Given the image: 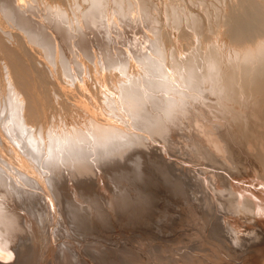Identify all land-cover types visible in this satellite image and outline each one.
Returning a JSON list of instances; mask_svg holds the SVG:
<instances>
[{"label":"rangeland","instance_id":"obj_1","mask_svg":"<svg viewBox=\"0 0 264 264\" xmlns=\"http://www.w3.org/2000/svg\"><path fill=\"white\" fill-rule=\"evenodd\" d=\"M81 1L82 0H80L79 5H78L79 8H77L76 11L73 10L76 13L71 12V14H70V11H72V10H70L68 12L69 14L67 13V15H66V13L64 15L62 13L58 14L57 13L58 12L57 6L55 4H52V3H51L52 6L53 5L56 6V7L53 6L54 9L56 8L55 9L56 11L54 10V12H53V9L51 10V7H50V9H47V10H50V15L47 14V13H49V11H45L46 6H47L46 5L47 3H45V2H43V4L46 6L43 5L41 10H38L40 12V13H38L39 17L41 15V17H40L41 21L44 18L43 16L46 17L45 19H43L42 24L44 23L43 24L44 27L47 25L46 29L49 33L51 43H53L54 46L57 45L56 47H54L55 52H56V50H57L56 48H58L59 44H60V46L58 49H59L60 53L61 52L63 53L66 50L68 51V52L67 51L65 52L68 56L67 59L65 58L66 56L63 57L64 53H63V56H61L62 53L60 55L58 50L56 53H57V55L61 56V57L59 56V58H61L62 60L66 59V61H64V62H66V64L68 66H66V64L63 62H62V64H65L67 70H68V67L71 68L72 71L71 70L67 71L69 74V75L67 74V77H68V79H69V76L71 78H73V80L70 78L71 81H70V79L68 80L69 84H70V82L72 84L73 83L72 81H74L75 84L73 83V85H71V84L69 85L68 81L66 83L65 80H67V78L64 77L62 79L61 69L58 66H56L57 64L54 65V63H53V65H52V63H51V65H50L47 60L45 61L44 59H46V58L45 57L43 58V56H44L43 51L44 50H41L40 49L41 47H39L40 51H38L39 49L36 48V46H32L31 49H33L38 56H41L40 57L41 59L38 58V56L35 54L36 55V57L34 59L35 63H33V60H31L32 61L31 63L34 65L29 64L30 61L28 63L25 61L27 64L24 62V66H22L23 70L25 71L23 74L26 76V78H28L30 76V74H31V77L34 74L32 79H34L35 81L32 80L31 77H29L27 80H29L30 83L27 84L28 83L27 80L25 79L26 80L25 81L23 79V77H25V76H22V78H20V77L18 78L17 76H15L11 72V69H10L11 66L9 63L10 60H9V58H7V56L4 55L6 53H4V51L2 52V49H0V83L2 82L0 85V111H1L0 112V128H1L0 129V152H1L0 157L2 156L0 160L1 161L5 160V162L0 161V167H2L1 170L3 169V171H4V172L1 171L2 172V174H1L2 178L8 177L6 179V181H4V178L2 179L1 175H0V184H1L0 185L1 186L0 191L2 192V193L0 192V201L7 203V205L10 204L12 207H14L13 209L16 210L19 207L17 203H19L20 197L24 193H25L24 195H26V196L32 195V197H30V198H33V201L37 200L36 197H34V195H35L34 193L36 191H38L40 193L42 192V194H43L42 195L43 201L40 202V205L35 207V204L34 205L29 204L27 206L29 209H35L34 214H36V215L33 214L31 216L30 222L26 226V229L24 228V230L21 232L23 234V237H25V236L27 237L26 244L24 245V247H22V253L20 252L21 255L20 256L16 255V258L14 256L13 257L14 259L11 258L14 261H10L11 259L5 258L6 261L5 260L1 261L0 264H15L16 262H17L16 264H264V261L262 262V260L264 259V145L256 146L254 144L252 146V145H250V143L247 145L248 138L250 141L253 140V138L250 136L251 135L253 136L251 130L252 129L254 130L255 128L257 130H258V128H261L260 131L259 130L257 131L259 133L258 137H259L260 133H262V136L260 135L261 137H259V139H262V140H259V141H261V142L264 141V134H263L264 132L262 131V130H264V126H262V125H264V116H263L264 115V104L261 105L263 108L261 106L254 105L250 110L240 109L239 110L240 114L238 116H235V114H232L233 110H232L231 106H233V108H236V107H238V104L235 103L234 100L230 97L226 98V96H220L221 94H219V92L216 90V88L213 87L214 85H212V83L209 82V83H207V85H205L206 81L204 82L205 79L203 78L204 77L203 75L201 76L202 79H201V77L197 78L199 75L195 77L196 78L195 80L193 77H190V78H193V81H191L190 85H187V87L185 84H183L182 81L180 82V79L178 80V77H177L178 75L176 74L177 71L179 72V70H176L178 68H176V69L174 68L176 71H174L173 73L171 72L172 69L171 70L169 69V67H170L169 65H171V63L173 62V56H171V54H169V51H168V53L166 52V55L164 57V60L166 59L165 60L166 62L164 64L166 67L165 72L167 71V73H165V75H167V76L169 75V77H172V76H170L171 73H172L171 75L176 74L175 77H177V79L174 77L175 81L178 80L180 83L177 82L178 85H176L177 86L176 89L174 91L172 90L173 92L170 91V93H173L174 95H172V94L170 95L169 92H168V94H169L168 95L164 91L163 92L159 91L162 95L161 98L164 96H165L164 98H170L169 103H172L171 102L172 100H174V101H176V99L178 100V102L173 101L172 104L174 106L171 104V106H173L174 108H176V109H177V107L179 108L177 110L178 112L171 111V110H173L172 109L173 107H171V109H167L168 111L165 109V111L168 112V113L166 112L167 115H169L173 112L172 113L173 116L170 115L167 118L166 116H164L166 113L161 114V113H163V112H161L162 110L156 111L159 113L155 112L156 115L158 114V117L163 115V117L159 118L162 120L163 123L167 122V124H168V122H170V124H168V125L166 123L164 124V125H166L165 126L166 128H164V131H166L165 135H163V136L162 135H158V136L155 135L154 136L151 134V130L149 128L141 127V126L139 127V125L137 126V124L134 125V122L132 121V119L130 118V120H129V118H128L130 116H128L129 114L126 110V107H124L125 105L122 102V100L120 101L119 104L117 102H116V104H114L117 106L114 109L119 108V109H121V111L119 109L118 110L120 112H122V110H123L122 108L124 107V109L126 110L127 113L126 112L125 113L122 112V113L125 114V117H127V120L125 117H124L125 119L123 118L124 114L120 113L119 111H115L113 109V107L112 108L108 107V108L114 110L116 113L119 114V115L117 114L118 116L116 115L117 117H119V118L122 117L123 120H126L123 123H122V121H119V120L117 121L116 120L117 118H113V117H116L114 115L115 112L107 108V106H109L108 104L106 105V103L109 102V98H112L113 96L114 97L116 96L115 101L120 100V95H119L120 93L119 92H121V91H119V89H117V90L114 89V88H116L114 86H117L121 90V86H122L121 84H123L124 81L127 79L125 77L126 75H127V77H130V76L134 77L135 75L136 76L140 75L141 77H143V78H141V77L135 76V78H131V79L128 78L127 79L128 81H130V80L132 81V79H134L135 83L137 82V80H138V82H141V79H145V78L148 79V77H150L149 75H146L148 77L144 76L146 71L148 74H150V73L148 72V69L146 68L148 62L144 61V59L141 58L139 56V54L137 55V53L139 52V48L142 46L140 48L141 51L143 50L144 53L146 52V54L149 55V57H152V56H150L151 53H155L157 55L158 46L156 44L157 43L156 40H157V38H159V36H161L160 34H162L163 32L165 33L167 31V34H165V36H167V38L169 36L170 37L167 41V47H166V44H165V47L168 50H171L172 48L175 49L176 43L174 44V43L170 42L169 40L172 37L171 40L173 39L172 41L174 42V39L178 38V31H177V29L176 30L174 29L175 27H173V25L170 22H168V19H166V17H165L164 8H163V6H164L163 3H165V0H147L148 5L146 4L143 7H141L140 4H138L140 2L139 0H129L131 3L130 5H128L130 7V9H128L129 7L125 4H124V7H121V5H119L121 7V8H119V6L115 2V0H105V5H103V9H100L102 11H104V9H105V12H102L99 14L98 20L100 19L99 22H101V24H100V28H98V30L96 29L99 32V33L97 32L98 33L97 34L96 30L94 28H93V30H92V27H90L88 29L87 28L88 25L83 22V14H84L87 6H86V3H84L83 1L81 2ZM171 1L176 6L179 5L182 8H184L186 10L185 12H187V13L190 12L187 10L193 9L195 11L197 10L198 14H202V11H201V13H199L201 6H202L200 0H197L198 2L195 0L194 6L189 5V0H174V1L171 0ZM46 2H48V1L46 0ZM81 3H83V4H81ZM128 3H126V4H128ZM48 5L51 6L49 3H48ZM158 5H159V7H158ZM148 6H150V7L147 8ZM43 7L45 8V10H43L44 9ZM126 7H127V10L125 9ZM145 7L147 8V10ZM80 8H81V10H80ZM142 8L145 9L146 11L143 10ZM151 8L153 11L151 10ZM82 9H83V11H82ZM120 9H121V11H120ZM124 9L126 10V12ZM86 10H88V9H86ZM107 10H108V12H106ZM118 10L120 11V13ZM122 10H124V11H122ZM44 11H45V13H43ZM127 11H129V13L131 12L129 14L130 16L128 15ZM41 12L43 13V16H42ZM55 12L57 15H55ZM80 12L81 13L83 12V13H82V15L79 16V14H81ZM121 12H122V16H121ZM51 13L54 14V16H53L55 18L54 21L52 20L53 18H52ZM104 13H105V15H104ZM222 13H223V15H222ZM225 13H227V14H225ZM76 14L78 15V17L76 16ZM123 14H125L124 16L127 15L126 17H129V20H126L127 18L125 19ZM159 14H160V16H159ZM62 15H63L62 18H65V19H63V20H65V23H63L64 26L67 23L69 24V26L67 27V25H66L63 28V26H62L63 24H58V25L59 26L61 25L60 27L63 28L64 31H66V32H63V31L60 32L62 29L59 26L58 27L54 26V24L55 25L57 24L56 19L58 20V23L63 22V20L61 18H59V16L61 17ZM70 15H72V16L70 17ZM106 15H107V17H106ZM146 15H148V16H146ZM221 15H222L221 21H219V23H214L216 25V27H217V25H219L217 28H219L220 26H223L220 29L212 28V27H214V25L210 21L209 22L212 26H210V24L207 20H205L203 22L202 28L203 27L204 28L202 29V34H204V35L202 37L204 38L206 36L205 40L208 39V40H206L207 42H210L213 40L215 41V39L218 38V37H216L218 35V33L215 34V31H217V30H218L217 32H219V30H220L219 34L221 36V37H219V40L216 39L219 41L218 43H220L222 41L221 43L224 44L223 40H224V42H228L230 40V37H229L230 32L228 31L230 29V27H226L228 24L226 26H225V24H223V19L225 22V20H226L225 17H226V15L228 16V12H226V10L225 11L222 10L220 16ZM57 16L60 20L57 18ZM64 16H66V17H64ZM101 16H105V17H103L104 19L103 18L101 19L100 18ZM47 17H51L50 18L51 20ZM66 18H67V20H66ZM46 19L47 20L49 19L48 21L49 22L51 21V22L49 23ZM80 19H82V20H80ZM78 20H80L78 22L80 25L77 23ZM46 21H47V24H46ZM159 21H160V23H158ZM221 23L223 25H221ZM52 24H53V27H52ZM70 24H71V27H70ZM76 24H78L80 27ZM84 24L87 26H84ZM102 25H103V27H102ZM170 25H172L173 28L170 27ZM11 26L9 28L12 30V35L15 34V36H14V38H12L13 36L10 37V39L12 38L13 41L11 39L10 42L9 41L7 42V45L10 46L8 49L9 50H10V48L11 49L13 48V50L17 49L16 52H20L21 50H19V48H18L21 46L20 39H22V37H20V36L23 35V39H24V36H26V35L24 34V32L21 34L22 31L20 29H17L14 25H11ZM72 26H75V28ZM208 26H209V28H208ZM54 27H55V29H58V30L60 29V30L57 31L54 29ZM157 27L163 28L161 33H160L161 29H158ZM224 27L229 28V29H225ZM72 28H73V30H72ZM165 28L167 30L163 31ZM68 29H69V31H68ZM81 29L84 31V34L89 36L88 38H86V42H85L86 45L85 46H83L82 43H80L81 42L80 39L77 40L78 38H80ZM169 29H170V31H169ZM213 29H214V31H213ZM222 29H224V30H222ZM100 30H101V32H100ZM207 30H209V31L211 30V32H209V31L207 32ZM157 31H159L158 32L159 34L157 33ZM85 32H87V33H85ZM93 32H95L94 37H93V35H94ZM209 33H212V35L210 34L212 38L210 37ZM226 33H227V36H226ZM96 34H97V36H96ZM172 34H174V35H172ZM228 34H229V36H228ZM68 35H71V36H68ZM86 35H84V36L87 37ZM214 35H216V36H214ZM208 36H209V38H207ZM18 37H19V39H18ZM70 37H73V38H70ZM52 38L54 40H56V41H54L56 43L52 42L53 41ZM65 38H68V40L70 38L71 39V40H69L70 42H66L68 40ZM105 38H106V40H105ZM221 38H222V40H221ZM89 39H91V40H89ZM176 39H175V42H176ZM209 39H212V40H209ZM16 41H18L19 44H16ZM96 41L102 42L103 46H101L102 44H98L99 42L97 43ZM57 42H60V43L58 44ZM62 42L64 44L66 42L67 43L66 46H64ZM105 43H106L107 47L106 46L104 47ZM89 45L92 47H89ZM138 45H139V47L135 48ZM151 45H152V47H151ZM168 45H170L171 48ZM143 46H144V48H143ZM225 46H228V45H225ZM83 47L86 48V49H84L85 50L84 53H83V50L80 49ZM103 47L106 51H108L109 54H111V56L108 53H105L104 55H106V57L105 56L103 57L102 54H103L104 49H102L103 51H101V48H103ZM180 47L183 48L182 45ZM14 48H16V49H14ZM69 48L71 49L70 52H69V50H70ZM108 48H110V49L108 50ZM115 48L117 49V51H114ZM148 48H149V50H148ZM154 48H155V50H154ZM36 49H38V50H36ZM136 49H137V51H136ZM151 49H152V52H151ZM86 50L87 51L89 50V56L91 58L92 57L94 58L95 54H96V57L97 56L99 58L102 57L101 60L97 57V58H94V59H96V61L93 60V58H92L91 62H90V60H89L90 58H88L86 56H85L86 57V59H85V57H83V55H86L85 54ZM91 50H92V52H91ZM147 50L151 53L149 54V52ZM93 51L95 52V54ZM99 51H101L102 54ZM135 51L137 53H135ZM154 51H156V52H154ZM13 52H15V51H13ZM116 52H117V54H115ZM70 53L72 55H70ZM77 53L79 55L80 54L81 55L76 56ZM92 53H93V55H92ZM30 54L34 55V52L31 51ZM112 54H113V56H112ZM155 54L154 55L152 54V55L155 56ZM114 55H115V57H114ZM116 55H120V56L116 58ZM166 56L169 60L166 58ZM68 58H69V60L71 59L69 63L67 62ZM76 58H77V60L79 59L78 62H81L80 66L82 65L81 67H79V63H78L79 69L77 68V65H76L77 61L74 65H73V63L75 61L71 63V61H73L72 59L76 60ZM82 58H84V59H82ZM103 58H106V60L104 59L105 61H107L108 59L111 60L110 64H109V61L106 62L107 63L106 64L105 61L103 60ZM121 58L123 59V61L125 60V62H122ZM136 58H139V61H141V62L143 60V64L138 62ZM6 59H8V60L6 61ZM126 59H127V61H126ZM2 60L6 61V62H3ZM81 60L82 61L84 60L85 62L87 60L86 63L89 65H87L84 61L82 62ZM170 60H171V62H169ZM167 61H168V64H167ZM45 62H47L49 66L46 65ZM111 62L115 64V66H116L115 69L117 68V70H118L117 74L120 71L119 69H122L123 67H125V70L124 69H122V70L126 71V73L129 72L128 70H130V72H131L130 76H128L129 73L126 74L124 72L123 73L120 72L122 74L118 75V77H117V76H115L116 70L114 72L112 71L113 77H116L114 79H116L117 81L119 80L118 82L117 81L115 82L114 79L109 80V78H108V80L111 81L114 86L111 84L109 85V81L107 80L108 76H110V78H113V77H111L112 76L111 70L114 69L113 68L114 64H111ZM84 63H85V65H84ZM139 63L142 67H140ZM4 64H7V65H4ZM25 64L27 65L28 68L25 67ZM102 64H105V65L102 66ZM125 64L130 66L131 68L130 67L126 68ZM31 65L33 67H36V69L38 68V70L40 69V71H43V72H44V70L45 71L48 70V72L50 71L49 73L44 72V73H46L45 74L46 76H44V77H46L50 80V81H48V79H47V82L49 84L48 83L45 84L46 83L45 80H44L45 83L43 82V80L38 76V75L43 76V74H40V71L38 73V71H36L35 68H33V67L31 68ZM71 65L75 68L73 69V67ZM106 65H109L108 66L109 68H107ZM111 65H112V69H111ZM120 65H122V67ZM3 66H6V67L4 68ZM29 66H30V68H29ZM46 66L50 67L52 69H50V68L48 69ZM83 66L85 67V69L80 70V68H83ZM87 66L88 67L90 66L91 69L89 68V70H88ZM119 66H120V68H119ZM167 66H169V67H167ZM54 67L58 68L60 72H58V70L55 69ZM172 67H174V65ZM172 67H170V68H172ZM24 68H26V69H24ZM97 68H98V70H97ZM141 68H143V71H142L143 73L140 71ZM167 68L170 70L171 73L168 72L169 70H167ZM8 69H10V70H8ZM29 69H30V72H29V76H28L26 74L28 73ZM126 69H128V70H126ZM1 70H5V72H3ZM26 70H27V72H26ZM32 70L34 71V73L31 72ZM51 70H52V72H51ZM8 71L10 73H8ZM20 71H21V69H20ZM54 71H56L58 73H55ZM69 71H71L72 74ZM102 72H104L105 74ZM4 73L6 74V76L8 78L6 76H4ZM99 73L100 74L102 73L103 75L102 74L96 75ZM133 73H134V75H132ZM137 73H139V75H137ZM140 73H142V75ZM21 74H20V76H21ZM35 74H37V76L39 78ZM52 74L53 75L57 74L58 77H56L54 75V77L56 78L57 81L54 80L55 78L52 77ZM106 74H108V76ZM178 74H180V72ZM93 75L98 80L97 81L98 83L95 82L96 80L93 77ZM104 75H106L107 77L106 76L104 77ZM122 75H124V78H126V79L122 80V82L119 83L120 80L123 79ZM35 76L37 77V80L35 79L36 78ZM63 76H66V75H63ZM119 76L121 79L119 78ZM182 76L183 75L180 76L181 79L183 78ZM5 77H6V79H5ZM46 78H43V79H46ZM39 79H41V80H39ZM135 79H137V80H135ZM197 79L203 80V81L199 80V82H198V83H200V81H201V84H203L202 86H199L201 84L194 82V81H198ZM4 80H6L5 86H4L5 82L3 83ZM21 80L25 81V82H23L24 85L22 84ZM58 80L59 81L61 80V81L59 82ZM102 80H103V84H102V82H100ZM104 80H107V82H104ZM8 81H11V82L7 83ZM19 81H20V83H18ZM63 81H65V82H63ZM61 82H63L64 84H62ZM125 82H127V81H125ZM142 82H144V81L142 80ZM192 82H194V85H195V83L198 84L197 87L194 85L192 86V84H193ZM25 83H26V85H25ZM105 83L108 85H106ZM118 83L121 85L120 87H119ZM2 84H3V87H2ZM66 84H68V85H66ZM95 84H99V85H95ZM7 85H9L8 86L9 88H7ZM11 85L13 86V88H14V85H15V87L20 86L18 88H21V89L14 88L16 93H17V90H20V91L22 90L21 91L22 93L20 95L18 93L17 94L20 97H22L23 101H26L27 104L24 102L25 106H28V109L26 107V109H25L26 111H24V112H27V114L24 113V114H26L25 115L26 117H24V118H26L25 120H27L29 118V117L27 118L28 113L30 112V111L29 112L27 111V110H29V105H28V102H30L29 100H31L32 97H33L32 99H34V100L37 97L39 98L40 97L39 92H42L43 91L42 89L45 86H50L52 88L51 93H52V90L53 91L55 90V93H57L55 95H57V97H58V98L55 97L54 92H53L52 100H54L55 98H56V100H58L59 98H62L61 96H64L66 94V93L65 94L62 93V91H63V92H67L68 94H70L69 99L73 100L72 101L74 103L73 105H75V106H73L71 101L69 100V103H71L70 104L71 107L73 106L72 107L73 113L75 112L74 118L75 117L76 118H75V120H73L74 118L73 119L71 118V116L73 114H70V116H67L69 114L65 113L64 117H66V118L63 117L64 120H62L60 122V123L64 124V126L66 124L67 125L70 124L69 128H72L71 125L73 126L75 123L77 124V122H79V121L81 122V120H79V121L77 120V119H79L78 114H80V113H76V112L82 113L83 116H81V114H80V118L82 117L81 118L82 121H84L83 119H85L84 123L81 122V124H80V122H79V124L81 126L83 125V127L86 126V124H89V119L87 117L90 118V116H91L90 114L94 111V110L92 111V109H94V108L97 110V111L95 110V112H96L95 116L96 117L94 116V112H93L92 113L93 116H91V118L93 117L92 119L99 118L102 122L104 121L106 124L107 123L109 124V122H110V123H113V125L116 124V121H117V124L118 123L119 124H118V126H116L117 124L114 125L116 127H119L120 123H121L123 125V126L121 125L122 130L124 129V131H125V129L127 127V130L130 131L129 133L134 134L135 137H137V135L141 136V137L138 136L137 139H139V140L137 141V139H136V141H135L136 144L134 146H136V147H134L135 151L132 153V155H131L132 157L127 162H125L126 164L121 162L117 165L115 163H114V165H112V164L108 165V163L111 162V160H112V162L116 161V157H114V156H116V152L113 153V155L110 154V157L112 156V159L110 160V157H109V158L103 160L104 162L107 161L108 163H107V165L104 166L105 168L103 167L99 171H98V169L94 168V165L92 163L93 172H94L92 174L94 176V180H96V181H94L93 179H91V181H90L89 178L84 177V178H87L89 180V183H88L87 179H86L87 183L85 182V180L81 179L83 177L79 178L77 176L80 181L82 180V182L78 181V179L75 177L76 171L73 168L75 166L74 164L77 163V160H68V161H66V163H64L63 162L64 160H63L62 162L64 165H62V162L59 161L58 168H57V164L52 165L51 167H49L50 165H48L47 163H46V165H44L45 163H44L43 158L41 157V159H40V157H38V156L36 158H34L36 156V152L33 150V148L30 145L27 144L26 141H24V139L22 137H20V135L18 133H16V132L13 133V131H11V129H9L10 131L8 130V128L10 127V125H9L10 122H8L9 118L4 119V121H3V115L5 118L6 112L8 110V108H7L8 107L7 104L9 101L8 97L11 96L8 93V89L12 90V89H10ZM22 85H23V88H22ZM28 85H30L31 87L34 85L33 86L34 88L32 87L33 89H31V87ZM43 85H44V87H43ZM63 85H65L67 87L70 86L68 89L69 92L67 91V87L62 88ZM104 85H106V88L109 87L108 90L111 89V92L115 91L114 93L110 92V95H109L110 97L108 96L109 92L106 91ZM181 85H184V86L182 87ZM40 86L43 88H41ZM73 86H74V88H73ZM93 86H95V87H93ZM96 86H97L98 91H96L97 90ZM191 86H192V90L194 91V94L190 88ZM204 86L206 87V89ZM4 87L6 88L5 90H3ZM29 87H30V89H29ZM103 87L105 90L103 89ZM110 87H112V88L114 87V88L112 89ZM184 87H185V89L183 90ZM194 87L197 89L195 90ZM207 87L210 88V89L208 88V91H207ZM70 88L74 91V94H71L73 91ZM177 88H180L182 91H180V89H179L178 91H180V92H178ZM186 88L188 89V91L190 90L189 91L190 93L187 91ZM59 89H61V92ZM91 89H93V92H91L92 91ZM213 89H214V91H213ZM198 90H200L199 92H201V93H199ZM27 91L30 92L31 94L28 93ZM33 91H34L35 95L32 94ZM175 91L178 92V95H179V93L181 94V92H183L182 93L183 96L181 97L182 94L180 96H178L177 92H175ZM191 91H192V93H191ZM211 91H213V92H211ZM215 91H217V93ZM106 92H108L107 95H105ZM159 92L157 91L156 93H159ZM4 93H6V94H4ZM24 93H27V94H24ZM37 93L39 94L38 96H37ZM103 93H104V95H103ZM160 93L156 94V95L160 96ZM164 93H166V95ZM175 93H176V96H178L177 98L175 96ZM202 93H204V94L202 95ZM29 94L32 97H30ZM101 94L103 96V98H102L103 100L100 99V101H99L98 98ZM117 94L119 95V99H117L118 98ZM187 94L190 97L186 98L185 96H187ZM190 94L193 97L196 94H200L203 97L201 98V96L198 97V95H196L195 98H191L192 96ZM7 95H8V97H7ZM33 95L37 96V97H34ZM72 95H75L76 98L74 96H73L74 98H72ZM209 95L211 96V99H210ZM92 96H95V99H93L94 97H92ZM96 96H97V98H96ZM102 96H100V97H102ZM204 96L206 98H204ZM217 96L220 97V100H219V97H217ZM80 98L82 100L86 98L85 100L87 102L85 100H83L81 102V100H79ZM115 98H112V99H115ZM178 98H180L181 100ZM189 98L191 99V102H189L190 101ZM214 98H216L217 100H214ZM221 98L223 99V101ZM5 99H7L8 101H6ZM96 99L99 101V105H98V101ZM186 99H187V102H189V104L186 103V101H185ZM206 99H208V100L210 99L209 102ZM230 99H232V100H230ZM91 100H92V102H91ZM95 100H96V102H95ZM179 100L180 101L183 100V102L185 101L186 104L185 103L183 104V102H180ZM105 101H106V103H105ZM219 101H221V102H219ZM224 101H225V103H224ZM75 102L77 103V106H76ZM83 102H86V103H85V105L83 104V106H82ZM102 102H103V104H102ZM121 102L123 103L122 105H124L123 107L121 106ZM198 102L200 104L203 103V106H204L203 107L201 105L203 108L199 109L200 110L199 116H201V117H199L196 113H193V112H195L194 108L192 111V106H193L192 103L193 104L196 103V105L198 106V105H200ZM205 102L208 104H206ZM80 103H81V105H80ZM93 103L95 104L94 106H93ZM176 103L177 104L179 103L180 105H182L181 106L182 108H183V105H186V106L191 105V106H190V108L187 107L188 109L185 106V111H184V108L182 109L183 110L182 111V110H180L181 109L180 105L177 106ZM210 103L212 104V106ZM228 103L230 106L228 105ZM232 103L235 105V107ZM88 104L90 107H92V109L89 108ZM236 104H237V106H236ZM86 105H87V107H86ZM118 105H120L121 108ZM78 106H79V108H76ZM81 106L83 107V108H81V109H83L82 111L79 110ZM97 106H99V107H97ZM84 107H86L85 110H84ZM169 107H170V105H169ZM102 109H103V111H102ZM107 109L112 111L113 114L107 113V112H110V111H106ZM162 109L164 111V108H162ZM176 109H174V110H176ZM189 109H191V110H189ZM226 109H228V110H226ZM125 110H123V111H125ZM179 110L181 113L179 112ZM186 110L190 111V113H188ZM260 110H261L262 114L258 115L259 114L258 111H260ZM89 111H91V112L88 113ZM169 111H171V112H169ZM84 112L88 113L90 116L88 114L85 115L86 113H84ZM98 112L103 114V115L99 114ZM175 112L179 116H180V114L183 115L184 112L185 113L187 112L188 114L186 113L183 116L179 117L178 115L175 114ZM245 112L247 115H245ZM192 113H193V115H191ZM40 114H41L40 112H39V114L37 113L38 117H37L36 121H34L35 124L32 123L33 119L27 120L28 121L27 123L29 124V122H30L32 124L31 126H33L35 128L34 132L38 131V129L36 128V125L37 126L43 125V127H42L43 131L45 128L46 129L48 128V127H46L48 125L43 124L45 120H41L43 117ZM98 114H99V116L101 115V118L103 120L98 116ZM126 114H127V116H126ZM159 114H160V116H159ZM231 114L234 116H231ZM8 115L10 116L9 113H8ZM8 115H6V117ZM39 115H40V117H42V118H40V120H38ZM106 115H108V116L111 115V116H109V117L107 116L108 119L107 118L105 119ZM112 115H113V117H112ZM120 115H122V116H120ZM186 116H187V118H186ZM259 116L260 117L262 116V117L260 118ZM172 117H175V118L172 119ZM86 118L88 119L87 121H86ZM179 118L180 119L186 118V120L181 119L182 121H179L180 120ZM188 118L190 119V121ZM196 118L198 120L201 119V121H197ZM244 118H245V121H244ZM67 119H69L70 121ZM99 119H97V120L100 121ZM113 119L115 120V122L113 121ZM193 119H194V121H193ZM6 120H7V122H6ZM76 120H77V122H75ZM174 120H175V122L179 121L178 124L180 126H178V124L176 122V126H177L176 127L175 123H173ZM9 121H11V118ZM41 121H43V122H41ZM131 121L133 122V125L131 124L132 123ZM85 122H87V123H85ZM125 122H130V124L129 123L128 124L131 125V127L133 126V129L132 128L129 129L128 128L129 125H127ZM182 122H184V124ZM195 122H196V125L199 123L201 126H199V124L197 126H195L194 125ZM1 123H3V124H1ZM39 123H40V125H39ZM57 124H58L57 121H56V123L54 122V124H52V126L55 128V130H58V129H56V127L57 128L59 127V126H57ZM79 124H77V125H79ZM125 124H126V126H125ZM245 124H246V127H245ZM257 125L260 127H255ZM64 126L62 129L65 128L64 130L66 131V126L65 127ZM174 126H175V128H174ZM202 126H203V128H202ZM121 127H119V128H121ZM196 127H197V129H198V127L202 128V130L205 129V131L203 132L202 130H200V128L197 131ZM4 128L6 129V131ZM69 128L67 127V130L72 131ZM135 128L136 129L138 128V130H136ZM244 128H245V130H244ZM131 129H132V131L133 130L134 131L132 132ZM141 129H143V132ZM241 129L243 131V135L241 133ZM39 130H40V127H39ZM127 130H126V132H128ZM135 130L138 132L140 131L143 134H141L140 132L138 133ZM239 130H240L241 134H239ZM195 131H197V133ZM248 132H250V133H248ZM235 133H238V134H235ZM244 133H245V136H244ZM13 134L16 136H14ZM205 134L207 137H204ZM249 134H251V135L249 136ZM234 135H237V136L242 135L244 137L243 140L246 139V141H244V145H246V147L244 146L242 148L240 146V144L238 145L237 143L239 141L237 142V140L235 139V138H237V136L235 137ZM4 136L9 138V140L8 139L6 140V138ZM11 136H14L15 138L13 137L14 138L13 139ZM208 136L210 137L209 138L210 141L213 140V143H211L212 141L209 143L208 139H205V138H208ZM246 136H247V138H246ZM202 137H203V139H202ZM10 138H11V140H10ZM21 139H23V140H21ZM5 140L8 141L7 142L8 144H11V143H9V141L10 142L13 141L12 142L13 144H11L10 146L11 147L14 146L13 147L14 151L12 150L13 148L11 149L10 146H6L7 143ZM20 140H21V143H20ZM230 140H231V142H230ZM14 141L16 142L15 144H14ZM139 141L143 144H141ZM227 141L230 143L229 145H228ZM45 142L46 143H44L42 141V145L44 143L47 146V141H45ZM206 142L209 143L210 145L207 144ZM225 143L228 145V147ZM233 144L236 145V147L233 146V147H235V150L233 151L235 153L232 152L233 148L231 145H233ZM38 145L40 146L39 147L40 149L42 148L41 152L44 155L46 153L45 150L47 148H44L45 150H43V147L45 145L41 146V143H39ZM213 145L216 147V149H215V147H213ZM15 146H17V147H15ZM18 146H20V147H18ZM249 146H250V149H249ZM6 147H8V149H5ZM9 147H10L11 151H10ZM16 148L19 151V153H22L25 150L23 152V154L25 156L23 154L19 155V153H17L18 151L15 150ZM229 148L232 150H229ZM244 148H246V149H244ZM220 149H221V151H220ZM21 150H22V152H21ZM245 150H247V151L249 150L248 152H250V153H248L247 151L245 152ZM43 151H45V152L43 153ZM14 152H15V154H14ZM123 152L120 151L119 154H117V155L118 156L123 155L124 154ZM26 153H28V154H26ZM17 154H18L19 158H18ZM248 154H249V156H248ZM33 155H35V156H33ZM23 156H24V158L28 156L29 159H31L33 156V158L30 161L33 162V164H35V165H33L31 162H30V165L32 164L33 167L35 166V168H33L32 165L31 166L29 165L28 157L24 159V161L25 160L26 161L28 160V161L24 162L22 160ZM245 156H247V157H245ZM15 158L16 159L18 158V160L16 161ZM19 160L21 162L23 161L22 162L23 164ZM41 160L43 162H41ZM69 161L71 164L69 163ZM75 161H76V163H75ZM103 161H102V164L104 163ZM15 162H17V163H15ZM37 162H38V164H36ZM3 163L4 164L6 163L5 165L8 166V168H6V166L3 165ZM1 164L3 166H1ZM17 164L18 165L20 164V165L17 166ZM24 164L25 165L28 164V165H26L27 167L24 166ZM65 164H67V166ZM14 165L17 166L18 168L15 167ZM69 165H72V167H70L71 169L69 168ZM11 166H14V168H12ZM37 166L39 167L38 169H37ZM44 166H45V168H44ZM28 167H30L29 171L27 170ZM48 167H49V169H48ZM16 168L17 169L22 168V169H20L21 171H18ZM32 168L34 170H32ZM63 168H64V171H63ZM23 169L24 170L26 169L27 171L25 170V172H24ZM43 170H45V171H43ZM22 171H23V173H22ZM33 171H35V173H38L37 175H40L39 176L40 178L38 176H37L38 178L35 177V175H34L35 173ZM68 171H70L71 176H74V177L73 178L71 177L72 179L70 178V181H67V179H66V181L62 185H60V186H62V190L60 189L61 192L59 193V195L56 193L57 194V196H56L55 195V192H56L55 190L57 189V184H56L57 182L56 181L57 180H64L67 177L66 174H70V172H68ZM27 172H28V174H27ZM41 173L44 175L42 176ZM63 173H65V174L63 175ZM16 174H18V175H16ZM23 174H26V175H23ZM29 175L34 176V177H31L32 178L31 179V178H29L30 177ZM9 176H11V177L13 176V178H14V176H16L17 180L10 177L11 179H13V182L14 181L16 182V183L14 182L15 184H13V183L10 184V182H12V180H10ZM17 176H18V178H17ZM26 177L28 178V180ZM41 177H42V180H41ZM43 178L45 180L46 179L47 180L44 181ZM38 180H41L42 182L41 181L39 182ZM7 181H9V182H7ZM77 181H78V183H77ZM19 182L21 183L20 184L21 186L23 183L26 184V186L23 185V187H21L19 185ZM43 182H44L46 187L45 186L43 187V185H44V184H42ZM48 182H50V183H48ZM4 183H6V184H4ZM17 183H18V185H17ZM27 184L29 185V187ZM13 185H15V186H13ZM2 186H5V189H4V187L2 188ZM24 186L27 187L28 190L25 189ZM53 186L55 189H53ZM13 187H15V188H13ZM6 188H8V189L6 190ZM33 188H34V190H33ZM13 190H15V191H13ZM29 190H30V192H29ZM10 191H12L14 195L12 194V196H11L12 192L10 193ZM8 194L11 197H9ZM3 196H5V197H3ZM7 196H8V198L6 199ZM65 197L67 198V201H66ZM8 201H9V203H8ZM13 205H15V206H13ZM32 226L34 229L32 228Z\"/></svg>","mask_w":264,"mask_h":264},{"label":"bare ground","instance_id":"obj_2","mask_svg":"<svg viewBox=\"0 0 264 264\" xmlns=\"http://www.w3.org/2000/svg\"><path fill=\"white\" fill-rule=\"evenodd\" d=\"M48 2H46V0L44 1V0H0V49H2V52L4 51V53H6V54H4L5 56H7V58H9V63H10V66H11V72L15 75V76H17L18 78L20 77V78H22V76H25L23 73L25 72L24 70H23V68H22V66H24V62L26 61L27 63L29 62V64H32L31 62V60H33V63H35V61H34V59H35V57H36V53H35V51L33 50V49H31L32 48V46H36V48H38L39 49V47H41L40 49L41 50H44L43 52V54H44V56H43V58L45 57L46 59H44L45 61L47 60L48 61V63L51 65V63H52V65H53V63H54V65L55 64H57L56 66H58L60 69H61V76H62V79L65 77V78H67V80H65L66 81V83H67V81L71 78L70 76H69V79H68V77H67V74H68V70H71V68H69L68 67V70H67V68H66V66H68L67 64H66V62H64V61H66V59H67V54L65 53L66 51H64L63 53H64V56H63V53H62V55H61V53H60V51H59V46H60V42H57L58 44H59V46H58V48H56L58 51H59V53H60V55L61 56H63V57H65L64 59L65 60H62L61 58H59V56L60 55H57V50H56V52H55V48L54 47H56V46H54V44L53 43H51V39H50V37H49V33H48V31H47V25L44 27L43 26V24H42V22H43V19H45L46 17L45 16H43V13H45V11H49V13H47V14H49L50 15V10H47V9H50V7H51V10L53 9V12H54V10L56 9H54V7H56L57 6V13L59 14H65L66 13V15H67V13L70 11V10H72V11H70V14H71V12H75L76 10H77V8H79V2H80V0H47ZM84 3H86V6H87V8L86 9H88V10H86L85 8V12H84V14H83V22L84 23H86L87 25H85L84 24V26H87V28L89 29L90 27H92V30H93V28L96 30H98V28H100V24H101V22H99V20H98V18H99V14L100 13H102V12H105V9H104V11H102V10H100V9H103V5H105V0H82ZM81 1V2H82ZM140 2L138 3V4H140V6L141 7H143V6H145L146 4H147V0H139ZM174 1V0H173ZM197 1V0H196ZM43 2H45V3H47L46 5H44L43 4ZM115 2L118 4V6L119 5H121V7H124V4L125 5H130L131 3H130V1L129 0H115ZM129 2V3H128ZM132 2V1H131ZM177 2V1H176ZM198 2V1H197ZM200 2H201V4H202V6H201V9H200V11H199V13H201V11H202V14H198V11L196 10H193V9H191V10H187V11H190L189 13H187V12H185L186 10L184 9V8H182L181 6H176L171 0H165V3H163L164 4V6H163V8H164V13H165V17H166V19H168V22H170L172 25H173V27H175L174 29L176 30L177 29V31H178V38L176 39V42H175V39H174V42L171 40V38H170V42H172V43H176L175 44V49H171V50H168L166 47H167V41H168V39H169V37L167 38V36H165V34H167V29L165 28L163 31H166L163 35L162 34H160L161 36H159V38H157V46H158V51H157V55L155 54V53H151L152 52V49H151V52H149L148 50H149V48H148V52H149V54H150V56H152V57H149V55H147L146 54V52L144 53V51L142 52L141 51V47L139 48V52L137 53L136 51H137V49H136V51H135V53H137V55L139 54V56L141 57V58H143L144 59V61H146V62H148L147 63V69H148V72L151 74H148L147 73V71L145 72V77H148V76H146V75H149L150 77H148V79L147 78H145V79H141V82H142V80L144 81V82H138V78L137 79H135V80H137V82L135 83V81H134V79H132V81L130 80V81H128L127 79L128 78H135V76L134 77H131L130 75H131V72H130V70H128V69H126V70H128L129 72V74L128 73H126V71H123L122 69H124L125 70V67H123L122 69H119L120 71H119V73L117 74V72H118V70H117V68L115 69V64L114 63H112L111 62V64H114V66H113V70H111V72L113 71H115L116 70V74H115V76H117L118 77V75H120V74H122L123 72L124 73H126V74H128V76H130V77H127V75L125 76L126 78H124V75H122L123 76V79H121L120 78V76H119V78L121 79L120 80V82L119 83H121L122 82V80H125V81H127V82H125L124 81V83L123 84H119V87L121 86V90H120V88H118L117 86H114L113 84H112V82L111 81H109L110 79H114V78H116V77H113V72L111 73L112 74V76L111 77H113V78H110V76H108V74H106V75H104V77L106 76L107 77V80H108V78H109V85L111 84V85H113L114 87H116V88H114V89H119V91H121V92H119L120 94V100H117V101H115L116 100V96L114 97H112V98H115V99H112V98H109V102L108 103H106V101H105V103H106V105L108 104L109 106H107V108L108 107H110V108H112L113 107V109L114 108H116L117 106L116 105H114V104H116V102L119 104L120 103V101L122 100V102L124 103V105H122L123 103L121 102V106L123 107H126V110H127V112H128V116H130V117H128L129 118V120H130V118L132 119V121L134 122V125L135 124H137V126L139 125V127L141 126V127H147V128H149L150 130H151V134L152 135H156V136H158V135H165V133H166V131H164V128H166L165 126L166 125H164L165 123L167 124V122H165V123H163L162 122V120L161 119H159V118H161V117H163V115H161L160 116V114H159V116L160 117H158V114L156 115L155 114V112L157 111V110H162L161 112H163V113H161V114H164V113H166L168 110L167 109H171V107H173L174 105L172 104L173 103V101L174 100H172L171 102L172 103H169L170 102V98H164V97H162L161 98V93L159 92V91H164V92H166L167 94H168V92L170 93V91H174L175 89H176V85H178V83H180L181 81L183 82V84H185L186 85V87H187V85H190V82L191 81H193V78H194V80L196 79L195 77L196 76H198L197 78H199V77H201L202 75L204 76L203 78L205 79L204 80V82L206 83L205 85H207V83H212V85H214L213 87H215L216 88V90L219 92V94H221L220 96H226V98H228V97H230V98H232L233 100H234V102L235 103H237L238 104V107H236V108H233V106H231L232 107V110H233V113L232 114H235V116H238L240 113H239V110L240 109H242V110H245V109H247V110H250L254 105H256V106H261V105H263L264 104V0H200ZM48 3L51 5V6H49L48 5ZM55 4L56 6H52V4ZM126 3H128V4H126ZM150 3V2H149ZM81 4H83V3H81ZM46 6V10H45V8L43 9V10H45L43 13H42V16L44 17L43 19H42V21H41V19H40V17H41V15H40V17H39V15H38V13H40L38 10H41V8H42V6ZM148 5V4H147ZM189 5H195V0H189ZM200 5V4H199ZM82 6V5H81ZM80 6V7H81ZM132 6V5H131ZM154 6V5H153ZM53 7V8H52ZM120 6H119V8H121ZM129 7V6H128ZM150 6H148L147 8H149ZM158 7H159V5H158ZM82 8V7H81ZM81 8H80V10H81ZM146 8V7H145ZM147 8H146V10H147ZM153 8V7H152ZM152 8H151V10H152ZM123 9V8H122ZM126 10H127V7L125 8ZM124 9V10H125ZM128 9H130V7L128 8ZM143 9V8H142ZM73 10H75V11H73ZM79 10V9H78ZM124 10H122V11H124ZM126 10H125V12H126ZM143 10H145V9H143ZM142 10V11H143ZM145 10V11H146ZM149 10V9H148ZM162 10V9H161ZM160 10V11H161ZM225 11L226 10V12H228V16L226 15V20H225V22H224V19H223V24H225V26L226 27H230V29L229 28H226V27H224L225 29H229L228 31L230 32V36H229V34H228V36L230 37V40L228 41V42H224V40H223V43L224 44H222L221 42L220 43H218L219 41V37H221L220 36V34H219V32H220V30H219V32H217V31H215V34L216 33H218V35L216 36V35H214V36H216V37H218V38H216V39H218V40H216L215 39V41L213 40V41H210V42H207L206 40H208V39H206L205 40V37L203 38L202 36L204 35V34H202V29L204 28H202V25H203V22L205 21V20H207L208 22L210 21V22H212V24L214 25V27H212V28H216V29H220L221 27H223V26H220L219 28H217L219 25H217V27H216V25L214 24V23H219V21H221V17H222V15H223V13H222V15L220 16V14H221V11ZM56 11V10H55ZM82 11H83V9H82ZM119 11V10H118ZM120 11H121V9H120ZM120 11H119V13H120ZM140 11V10H139ZM153 11V10H152ZM52 12V11H51ZM52 12V13H53ZM64 12V13H63ZM78 12V11H77ZM106 12H108V10L106 11ZM128 12V15L131 13H129V11H127ZM158 12V11H157ZM51 13V14H52ZM76 13V12H75ZM81 13V12H80ZM83 13V12H82ZM82 13L81 14H79V16L80 15H82ZM140 13V12H139ZM149 13V12H148ZM160 13V12H159ZM69 14V13H68ZM126 14V13H125ZM125 14H123V16L125 15ZM158 14V13H157ZM225 14H227V13H225ZM46 15V14H45ZM55 15H57L56 14V12H55ZM63 15L60 17L59 16V18H61L62 20L63 19H65V18H62L63 17ZM104 15H105V13H104ZM132 15V14H131ZM141 15V14H140ZM47 16V15H46ZM54 14H52V20L54 21ZM72 15H70V17H71ZM74 16V15H73ZM76 16L78 17V15L76 14ZM121 16H122V12H121ZM127 16V15H126ZM126 16H124L125 17V19L126 20H129V17H126ZM130 16V15H129ZM146 16H148V15H146ZM159 16H160V14H159ZM64 17H66V16H64ZM69 17V18H70ZM103 17H105V16H101L100 18L102 19ZM106 17H107V15H106ZM150 17V16H149ZM153 17V16H152ZM164 17V18H165ZM47 18H51V17H47ZM57 18H58V16H57ZM58 18V19H59ZM123 18V17H122ZM48 19V20H49ZM74 19V18H73ZM104 19V18H103ZM124 19V20H125ZM47 20V19H46ZM47 20V21H48ZM51 20V19H50ZM60 20V19H59ZM66 20H67V18H66ZM69 20V19H68ZM80 20H82V19H80ZM80 20H78L77 21V23L80 21ZM47 21H46V24H47ZM56 25L54 24V26H59L58 24H63V23H65V20H63V22H59L58 23V20L56 19ZM76 21V20H75ZM74 21V22H75ZM49 22V21H48ZM51 22V21H50ZM49 22V23H50ZM70 22V21H69ZM210 22H209V24H210ZM71 23V22H70ZM81 23V22H80ZM103 23V22H102ZM158 23H160V21L158 22ZM79 24V23H78ZM78 24H76V25H78ZM120 24V23H119ZM143 24V23H142ZM207 24V23H206ZM222 23H221V25H223ZM9 25V26H8ZM11 25H14L17 29H20L22 32H21V34L24 32V34L26 35V36H24V39H23V35L22 36H20V37H22V39H20V44H21V46L20 47H18L19 48V50H21L20 52H16V48H14V49H16V50H13V48L11 49L10 48V50L8 49L10 46L9 45H7V42L9 41L10 42V40L12 39V38H14V36H15V34L14 35H12V30L9 28ZM51 25V24H50ZM67 25V27L69 26V24L67 23L66 24ZM65 25V26H66ZM80 25V24H79ZM78 25V26H79ZM82 25V24H81ZM159 25V24H158ZM162 25V24H161ZM172 25H170V27H172ZM13 26V27H14ZM61 26V25H60ZM59 26V27H60ZM63 26V28L65 27L64 26V24L62 25ZM83 26V27H84ZM210 26H212L211 24H210ZM12 27V26H11ZM52 27H53V24H52ZM70 27H71V24H70ZM69 27V28H70ZM72 27H74L75 28V26H72ZM80 27V26H79ZM102 27H103V25H102ZM172 27V28H173ZM49 28V27H48ZM61 28V27H60ZM63 28H61L62 30L60 31V32H66V31H64V29ZM158 28V27H157ZM208 28H209V26H208ZM211 28V27H210ZM16 29V30H17ZM54 29H55V27H54ZM83 29V28H82ZM81 29V33H80V38H78L77 40H81V42L80 43H82V45L83 46H85L86 44H85V42H86V38H88L89 36H87L86 34H84V31ZM86 29V28H85ZM103 29V28H102ZM101 29V30H102ZM134 29V28H133ZM138 29V28H137ZM158 29H161V31H160V33L162 32V29L163 28H158ZM214 29H213V31H214ZM52 30V29H51ZM55 30H57V31H59L58 29H55ZM66 30V29H65ZM72 30H73V28H72ZM76 30V29H75ZM91 30V29H90ZM96 30V33L98 32ZM101 30H100V32H101ZM205 30V29H204ZM222 30H224V29H222ZM53 31V30H52ZM68 31H69V29H68ZM67 31V32H68ZM78 31V30H77ZM159 31H157V33L159 32ZM169 31H170V29H169ZM209 30H207V32H208ZM212 31V32H213ZM14 32V31H13ZM88 32V31H87ZM87 32H85V33H87ZM204 32V31H203ZM209 32H211V30L209 31ZM19 33V32H18ZM71 33V32H70ZM79 33V32H78ZM94 33V35H93V37L95 36V32H93ZM99 33V32H98ZM97 33V34H98ZM172 33V32H171ZM205 33V32H204ZM214 33V32H213ZM228 33V32H227ZM227 33H226V36H227ZM73 34V33H72ZM86 35L87 37H85L84 35ZM90 34V33H89ZM88 34V35H89ZM97 34H96V36H97ZM103 34V33H102ZM159 34V33H158ZM212 35V33H209V35ZM223 34V33H222ZM20 35V34H19ZM79 35V34H78ZM92 35V34H91ZM90 35V36H91ZM104 35V34H103ZM129 35V34H128ZM172 35H174V34H172ZM171 35V36H172ZM206 35V34H205ZM211 35H210V37H211ZM11 36H13L11 39H10V37ZM68 36H71V35H68ZM100 36V35H99ZM98 36V37H99ZM154 36V35H153ZM77 37V36H76ZM70 38H73V37H70ZM69 38V40H71ZM154 38V37H153ZM207 38H209V36L207 37ZM212 38V37H211ZM227 38V37H226ZM16 39V38H15ZM18 39H19V37H18ZM65 39H67L68 40V38H65ZM144 39V38H143ZM152 39V38H151ZM150 39V40H151ZM155 39V38H154ZM153 39V40H154ZM214 39V38H213ZM225 39V38H224ZM228 39V38H227ZM17 40V39H16ZM52 42H54V41H56V40H54L53 38H52ZM62 40V39H61ZM60 40V41H61ZM66 41V42H70V41ZM74 40V39H73ZM89 40H91V39H89ZM105 40H106V38H105ZM120 40V39H119ZM209 40H212V39H209ZM221 40H222V38H221ZM226 40V39H225ZM12 41H13V39H12ZM19 41V40H18ZM18 41H16V44H19V42ZM63 41V40H62ZM88 41V40H87ZM65 42V44L63 43V45L64 46H66V43ZM93 42V41H92ZM97 43L99 42V41H96ZM130 42V41H129ZM149 42V41H148ZM152 42V41H151ZM54 43H56V42H54ZM61 43V44H62ZM72 43V42H71ZM76 43V42H75ZM96 43V44H97ZM107 43V42H106ZM106 43L104 44V47L106 46ZM69 44V43H68ZM98 44H102L101 46H103V43L102 42H99ZM152 44V43H151ZM165 44H166V47H165ZM222 44V45H221ZM70 45V44H69ZM108 45V44H107ZM133 45V44H132ZM171 45V44H170ZM170 45H168L169 47H170ZM182 45V47L183 48H181L180 46ZM225 45H228V46H225ZM62 46V45H61ZM71 46V45H70ZM88 46V45H87ZM97 46V45H96ZM99 46V45H98ZM115 46V45H114ZM174 46V45H173ZM17 47V46H16ZM69 47V46H68ZM89 47H92V46H90L89 45ZM104 47L103 48H101V51H103L102 49H104ZM107 47V46H106ZM137 47H139V45L138 46H136L135 48H137ZM148 47V46H147ZM151 47H152V45H151ZM168 47V48H169ZM34 48V47H33ZM62 48V47H61ZM60 48V49H61ZM71 48V47H70ZM69 48V49H70ZM134 48V47H133ZM134 48V49H135ZM143 48H144V46H143ZM171 48V47H170ZM35 49V48H34ZM38 49H36V50H38ZM40 49L38 50V51H40ZM66 49V48H65ZM68 49V48H67ZM80 49H82L83 50V53H84V49H86L85 47H83V48H80ZM89 49V48H88ZM110 48H108V50H109ZM116 49V48H115ZM114 49V51H117V49L115 50ZM133 49V50H134ZM146 49V48H145ZM30 50V51H29ZM62 50V49H61ZM73 50V49H72ZM99 50V49H98ZM154 50H155V48H154ZM13 51H15V52H13ZM31 51H33L34 52V55H32V54H30V52ZM37 51V52H38ZM71 51V49L69 50V52ZM101 51H99L100 53H101ZM168 51H169V54H171V56H173V62L171 63V65H169L170 67H172L173 65H174V67H172V68H170L169 66H167V67H169V69L171 70V72L173 73L174 71H176V70H179V72H180V74H178L179 72L177 71V77H178V80L180 79V82L178 81V80H176L175 81V78L177 79V77H175L176 76V74H173V75H171L172 73L170 72V70L167 68V70H169L168 72H170L171 74H170V76H172V77H169V75L167 76V75H165V73H167V71L165 72V60H164V57H165V55H166V52L168 53ZM68 52V51H67ZM91 52H92V50H91ZM94 52V51H93ZM98 52V53H99ZM154 52H156V51H154ZM97 53V54H98ZM105 53H108V51H106L105 49H104V51H103V57L105 56L106 57V55H104ZM121 53V52H120ZM134 53V54H135ZM36 54V55H35ZM40 54V53H39ZM69 54V53H68ZM85 54L86 55H83V57H88V58H90L89 60H90V62H91V59L93 58H91L90 56H89V50L87 51L86 50V52H85ZM94 54H95V52H94ZM109 54V53H108ZM115 54H117V52L115 53ZM155 54V56H153V55ZM3 55V54H2ZM70 55H72L71 53H70ZM75 55V54H74ZM77 55H79L78 53L76 54V56ZM81 55V54H80ZM79 55V56H80ZM92 55H93V53H92ZM110 56H111V54H109ZM136 55V56H137ZM4 56V57H5ZM38 56V55H37ZM60 56V57H61ZM75 56V57H76ZM109 56V57H110ZM112 56H113V54H112ZM120 55H116V58L117 57H119ZM127 56V55H126ZM169 56V55H168ZM41 56H38V58H40ZM62 57V58H63ZM71 57V56H70ZM82 57V56H81ZM86 57H85V59H86ZM98 57V56H97ZM96 57V54H95V57L94 58H97ZM108 57V58H109ZM114 57H115V55H114ZM170 57V56H169ZM72 58V57H71ZM93 58V60H95L96 61V59H94ZM99 58V57H98ZM102 58V57H101ZM101 58H99L100 60H101ZM107 58V59H108ZM124 58V57H123ZM166 58H167V56H166ZM172 58V57H171ZM170 58V59H171ZM41 59V58H40ZM81 59V58H80ZM82 59H84V58H82ZM106 60V58H103V60ZM120 59V58H119ZM137 59V61L138 62H140V63H142L143 64V60H142V62L141 61H139V58H136ZM168 59V58H167ZM4 60V59H3ZM2 60V61H3ZM8 59H6V61H7ZM71 60V59H70ZM70 60H69V58H68V63L70 62ZM73 61H71V63L72 62H74L73 63V65L76 63V61H77V68H78V63H79V67H81L80 66V64H81V62H78V60H77V58H76V60H74V59H72ZM98 60V59H97ZM99 60V61H100ZM104 60V61H105ZM121 60H122V62H125V60L123 61V59L121 58ZM169 60V59H168ZM6 61H3V62H6ZM82 61V60H81ZM84 61V60H83ZM82 61V62H83ZM109 61V64H110V61L111 60H107V61H105V63L106 62H108ZM126 61H127V59H126ZM129 61V60H128ZM25 62V63H26ZM38 62V61H37ZM62 62L63 63H65L66 64V66H65V64H62ZM85 62V61H84ZM86 62H87V60H86ZM85 62V63H86ZM89 62V61H88ZM93 62V61H92ZM101 62V61H100ZM103 62V61H102ZM131 62V61H130ZM145 62V63H146ZM169 62H171V60L169 61ZM8 63V64H9ZM23 63V64H22ZM26 63V64H27ZM48 63L47 62H45V64L46 65H48ZM85 63H84V65H85ZM96 63V62H95ZM99 63V62H98ZM104 63V62H103ZM127 63V62H126ZM129 63V62H128ZM140 63H139V65H140ZM25 64V67H27V65ZM28 64V65H29ZM37 64V63H36ZM83 64V63H82ZM87 64V63H86ZM107 64V63H106ZM118 64V63H117ZM122 64V63H121ZM135 64V63H134ZM167 64H168V61H167ZM4 65H7V64H4ZM32 65H34V64H32ZM31 65V68L33 67ZM40 65V64H39ZM87 65H89V64H87ZM103 65H105V64H102V66ZM119 65V64H118ZM123 65V64H122ZM122 65H120L121 67H122ZM126 65V64H125ZM124 65V66H125ZM146 65V64H145ZM37 66V65H36ZM43 66V65H42ZM49 66V65H48ZM70 66V65H69ZM72 66V65H71ZM93 66V65H92ZM107 66V68H109L108 66L109 65H106ZM120 66H119V68H120ZM137 66V65H136ZM144 66V65H143ZM4 68L6 67V66H3ZM47 67V66H46ZM73 67V66H72ZM88 67V66H87ZM127 67H130V66H128V65H126V68ZM140 67H142L141 65H140ZM145 67V66H144ZM28 68V67H27ZM29 68H30V66H29ZM33 68H35L36 69V67H33ZM48 69L50 68V67H47ZM55 69H57L58 70V72H60L59 71V69L58 68H56V67H54ZM53 68V69H54ZM75 67H73V69H74ZM89 68H90V66L88 67V70H89ZM95 68V67H94ZM131 68V67H130ZM176 68H178V69H175ZM10 69H8V70H10ZM20 69H21V71H20ZM24 69H26V68H24ZM50 69H52V68H50ZM79 69V68H78ZM84 70L85 69V67L83 66V68H80V70ZM91 69V68H90ZM105 69V68H104ZM103 69V70H104ZM111 69H112V65H111ZM134 69V68H133ZM132 69V70H133ZM142 69V70H141ZM140 69V71L142 72L143 71V68H141ZM146 69V70H147ZM7 70V69H6ZM56 70V71H57ZM87 70V69H86ZM97 70H98V68H97ZM102 70V71H103ZM107 70V69H106ZM1 71H3V72H5V70H1ZM36 71H38V73H39V71H40V69L38 70V68L36 69ZM56 71H54L55 73H58V72H56ZM72 71V70H71ZM71 71H69L70 73H71ZM76 71V70H75ZM79 71V70H78ZM22 74H21V73ZM26 72H27V70H26ZM29 72H30V69L28 70V73L26 74V75H28L29 76ZM32 73H34V71L32 70L31 71ZM44 72H48V70L47 71H45L44 70ZM43 71H40V74H43V76L42 75H38L42 80H43V82H44V80L46 81V83L45 84H47L48 82H47V79L48 78H46V77H44V76H46L45 74L46 73H44ZM50 72V71H49ZM48 72V73H49ZM51 72H52V70H51ZM120 72H122V73H120ZM2 73V72H1ZM7 73V72H6ZM8 73H10L9 71H8ZM91 73V72H90ZM102 73H104V72H102ZM101 73V74H102ZM143 73V72H142ZM142 73H140L141 75H142ZM20 74H21V76H20ZM51 74V73H50ZM72 74V73H71ZM70 74V75H71ZM81 74V73H80ZM88 74V73H87ZM86 74V75H87ZM100 73L99 74H96V75H101ZM105 74V73H104ZM201 74V75H200ZM3 75V74H2ZM36 76H37V74H35ZM55 75V74H54ZM54 75L52 74V77H54ZM63 75H66V76H63ZM69 75V74H68ZM92 75V74H91ZM103 75V74H102ZM132 75H134V73L132 74ZM137 75H139V73H137ZM181 75H183L182 77V79H181V77L180 76ZM4 76H6V74L4 73ZM10 76V75H9ZM33 76H34V74L32 75V77H31V74H30V76L29 77H31V79L33 78ZM35 76V77H36ZM37 76V77H38ZM48 76V75H47ZM56 77H58L57 76V74L55 75ZM60 76V77H61ZM89 76V75H88ZM87 76V77H88ZM152 76V77H151ZM7 77V76H6ZM6 77H5V79H6ZM28 77V78H29ZM37 77L35 78L36 80H37ZM38 77V78H39ZM51 77V78H52ZM75 77V76H74ZM93 77H94V75H93ZM136 77H141L140 75L139 76H136ZM175 77V78H174ZM180 77V78H179ZM190 77H193V78H190ZM3 78V77H2ZM8 78V77H7ZM28 78H26V76L25 77H23V79L25 80H27ZM43 78H46V79H43ZM55 78V77H54ZM95 78V77H94ZM100 78V77H99ZM118 78V79H119ZM141 78H143V77H141ZM30 79V80H31ZM41 79H39V80H41ZM72 80H73V78H71ZM71 79H70V81H71ZM106 79V78H105ZM147 79V80H146ZM192 79V80H191ZM201 79H202V77H201ZM201 79H199V80H201ZM25 80V81H26ZM32 80H34V79H32ZM54 80H56V78L54 79ZM95 82H97L98 80L95 78ZM100 80V79H99ZM107 80H104V82H107ZM115 80V82L117 81L116 79H114ZM140 80V79H139ZM198 80V79H197ZM199 80L198 81H194V82H199ZM6 80H4L3 81V83L5 82ZM18 81V80H17ZM16 81V82H17ZM22 81V80H21ZM25 81H22V84L24 85V83L23 82H25ZM35 81V80H34ZM48 81H50L49 79H48ZM57 81V80H56ZM59 81V80H58ZM61 81V80H60ZM59 81V82H60ZM65 81H63V82H65ZM94 81V80H93ZM119 81V80H118ZM117 81V82H118ZM201 81H203V80H201ZM201 81H200V83H198V84H201ZM9 82H11V81H8L7 83H9ZM28 82V83H27ZM27 84H29L30 82H29V80H27ZM63 82H61L62 84H64ZM73 83H74V81H72ZM91 82V81H90ZM94 82V83H95ZM100 82H102V84H103V80L102 81H100ZM111 82V83H110ZM129 82V83H128ZM178 82V83H177ZM194 82H192L193 84H192V86L194 85ZM203 82V83H204ZM2 83V82H1ZM1 83H0V85H1ZM18 83H20V81L18 82ZM17 83V84H18ZM26 83H25V85H26ZM42 83V82H41ZM40 83V84H41ZM57 83V82H56ZM73 83L71 84V82H70V84L71 85H73ZM98 83V82H97ZM11 84V83H10ZM9 84V85H10ZM44 84V85H45ZM49 84V83H48ZM58 84V83H57ZM56 84V85H57ZM68 84H69V81H68ZM68 84H66V85H68ZM69 84V85H70ZM75 84V83H74ZM77 84V83H76ZM86 84V83H85ZM88 84V83H87ZM100 84V83H99ZM99 84H95V85H99ZM106 84V83H105ZM117 84V83H116ZM182 84V83H181ZM198 84H196L195 83V85L194 86H196L197 87V85ZM6 85V82H5V84H4V86ZM9 85H7V88H9L8 86ZM13 85V84H12ZM10 86V89H12V90H9L8 89V93L11 95L10 97H8V95H7V97L9 98V101L7 100V99H5L6 101H8V110H7V112H6V115H8V113L10 114V116L8 117H6V115H5V118H4V115H3V121H4V119H6V118H9V120H10V118H11V121H9L8 119V122H10V127L8 128V130L9 129H11V131H13V133L14 132H16V133H18L19 135H20V137H22L23 139H24V141H26L27 142V144L28 145H30L32 148H33V150L36 152V156L35 155H33V156H35L34 158H36L37 156L38 157H40V159H41V157L43 158V160H44V165H46V163L48 164V165H50L49 167H51L52 165H56L57 164V168H58V163H59V161H63L64 163H66V161H68V160H77V163H76V161H75V163L76 164H74L75 166H74V170L76 171L75 173V177L78 179V177L79 178H81V177H83V178H81V179H83V180H85V182H86V179L87 178H89L90 179V181H91V179H93L94 180V176H93V174L92 173H94L93 172V167H92V163H93V165H94V168L95 169H98V171L101 169V168H103L105 165H107V161H103V160H105V159H107V158H109L110 157V154L111 155H113V153H115L116 152V156H114V157H116V161H114V162H112V156L110 157V160H111V162H109L108 163V165H110V164H112V165H114V163L117 165V164H119V163H125V162H127L132 156V153L135 151V149H134V147H136V146H134L135 144H136V139H137V137L138 136H140V135H137V137H135V135L134 134H131V133H129L130 131L129 130H127V127H126V129H125V131H124V129L122 130V127H121V123H120V126L119 127H121V128H119V127H116V126H118V124H117V121L119 120V121H122V123L124 122V121H126L127 120V117H125V112H126V110L124 109V107L122 108L123 110H125V111H123L122 110V112H124V113H122V112H120L121 111V109H119V108H117V109H114L115 111H119L120 113H122V114H124L123 115V118L125 117L126 118V120H123L122 119V117H117L119 114L118 113H116L114 110H112V109H110V108H108V109H110V110H112V111H114L115 112V116L116 117H113V115H112V117L113 118H117L116 120V124H114V125H116V126H114L113 125V123H110L109 122V124L107 123H105L104 121L102 122L99 118H97V119H99L100 121H98L97 119H92L91 118V116H93L92 115V113L94 112V116H95V108L94 109H92V107H90L89 106V104H88V106H89V108H91L92 109V113L89 115L88 113H90L91 111H89L88 113H86V112H84V113H86L85 115H89L90 116V118L89 117H87L88 119H89V124H86V126H84L83 127V125L81 126L80 124H81V122H83L84 123V121H85V119H83L84 121H82V117L80 118V114H81V116H83L82 115V113L81 112H76V113H80V114H78L79 115V119H77L78 121L79 120H81V122H80V124H79V122H77V120L75 121V122H77V124H79V125H77L75 122V124L72 126L71 125V127L72 128H69L70 126V124L69 125H65L66 126V131L64 130V129H62L63 128V126H64V124H62V123H60L62 120H64V118H66V117H64V114L65 113H67V114H69V115H67V116H70V114H73L72 116H71V118L73 119L74 118V113H73V106H75V105H73L74 103L72 102L73 100H71V99H69L70 98V94H68L67 92H63L62 91V93H66L64 96H61L62 98H59L58 100H56V98L54 99V100H52V94H53V92H54V96L55 97H57V95H55V94H57V93H55V90L53 91L52 90V93H51V87L50 86H45L44 87V85H43V87H41V88H43L42 90V92H39L40 93V95L37 93V96L39 95L40 97L38 98L37 96H34L35 94H34V91H33V93L32 94H34L33 96L34 97H37L35 100L34 99H32L33 97L30 95L31 93L30 92H28V93H30L29 94V96L30 97H32L31 98V100H29L30 102H28V105H29V110H27L29 113H28V116H27V118L28 119H30V120H32L33 119V122L32 123H34L35 124V122L34 121H36V119H37V117H38V115H37V113L39 114V112L41 113L40 115L43 117H40V115H39V119L38 120H40V118H42L41 120H45L44 121V123L43 124H45V125H48V126H46V127H48L47 129L45 128L44 129V131L42 130V127H43V125L42 126H37L36 125V128L38 129V131L37 132H34V127L33 126H31L32 124L29 122V124L27 123L28 121V119L27 120H25L26 118H24V117H26L25 115L27 114V112H24V111H26L25 109H26V107H27V109H28V106H25V104H24V102L26 103V101H23L22 100V97H20L19 95L22 93L20 90H17V93L19 94H17L16 92H15V90H14V88H16V89H21V88H18V87H20V86H18V87H15V85H14V88H13V86ZM19 85V84H18ZM23 85H22V88H23ZM42 85V84H41ZM101 85V84H100ZM106 85H108V84H106ZM106 85H104L105 86V89H106V91H108V92H106L105 93V95H107V93H108V96L110 95V92H111V89L110 90H108V88H106ZM180 85V84H179ZM203 84H201V85H199V86H202ZM211 85V84H210ZM209 85V86H210ZM17 86V85H16ZM28 86H30V85H28ZM34 86V85H33ZM32 86V87H33ZM182 87L184 86V85H181ZM192 86L190 87L191 88V90H192ZM198 86V87H199ZM2 87H3V84H2ZM12 87V88H11ZM25 87V86H24ZM31 87V86H30ZM30 87H29V89H30ZM31 87V89H33ZM59 87V86H58ZM57 87V88H58ZM64 87H67V86H65V85H63V87L62 88H64ZM70 87V86H69ZM69 87H67V91L69 92ZM93 87H95V86H93ZM100 87V86H99ZM98 87V88H99ZM179 87V86H178ZM181 87V88H182ZM205 87V86H204ZM37 88V87H36ZM61 88V89H62ZM73 88H74V86H73ZM83 88V87H82ZM110 88H112V87H110ZM112 88V89H113ZM195 88V87H194ZM208 88L209 87H207V91H208ZM212 88V87H211ZM6 88L4 87V89L3 90H5ZM28 89V88H27ZM54 89V88H53ZM61 89H59L60 90V92H61ZM66 89V88H65ZM71 89V88H70ZM96 89H97V86H96ZM103 89H104V87H103ZM104 89V90H105ZM180 88H177V91L179 90ZM185 89V87L183 88V90ZM187 89V88H186ZM197 88H195V90H196ZM204 89V88H203ZM205 89H206V87H205ZM210 89V88H209ZM14 90V91H13ZM24 90V89H23ZM26 90V89H25ZM39 90V89H38ZM72 90V89H71ZM89 90V89H88ZM92 91L91 92H93V89H91ZM7 91V90H6ZM37 91V90H36ZM65 91V90H64ZM73 91V90H72ZM95 91V90H94ZM96 91H98V89L96 90ZM103 91V90H102ZM159 92L160 93V96L158 95H156V94H159V93H156V92ZM172 91V92H173ZM177 91H175V92H177ZM180 91H182L181 89H180ZM180 91H178V92H180ZM187 91H188V89H187ZM190 91V90H189ZM188 91V92H189ZM193 91V90H192ZM192 91H191V93H192ZM200 90H198V92H199ZM204 91V90H203ZM213 91H214V89H213ZM213 91H211V92H213ZM217 91H215L216 93H217ZM20 92V93H19ZM32 92V91H31ZM100 92V91H99ZM98 92V93H99ZM115 91H113V92H111V93H114ZM178 92H177V95H178ZM186 92V91H185ZM197 92V91H196ZM195 92V93H196ZM210 92V93H211ZM71 93V92H70ZM95 93V92H94ZM166 93H164L165 95H166ZM183 92H181V94H182ZM187 93V92H186ZM185 93V94H186ZM190 93V92H189ZM199 93H201V92H199ZM207 93V92H206ZM4 94H6V93H4ZM3 94V95H4ZM24 94H27V93H24ZM71 94H74V91L71 93ZM91 94V93H90ZM174 95L173 93H170V95ZM180 93H179V95L178 96H180L181 95ZM184 94V95H185ZM193 94H194V91H193ZM204 93H202V95H203ZM95 95V94H94ZM103 95H104V93H103ZM118 95V94H117ZM119 95H118V98L117 99H119ZM169 95V94H168ZM191 95V94H190ZM196 95H198V97L199 96H201L200 94H196ZM196 95H194V97L192 96L191 98H195V96ZM5 96V95H4ZM22 96V95H21ZM59 96V95H58ZM69 96V97H68ZM75 97V95H72V98H74ZM86 96V95H85ZM100 96H102V94L100 95ZM99 96V101H100V99H102L103 98V96L102 97H100ZM107 96V97H108ZM112 96V95H111ZM175 96H176V93H175ZM178 96H176V98L178 97ZM183 96V94L181 95V97ZM206 96V95H205ZM204 96V98H206ZM6 97V98H7ZM87 97V96H86ZM90 97V96H89ZM92 97H94L93 99H95V96H92ZM106 97V98H107ZM110 97V96H109ZM167 97V96H166ZM172 97V96H171ZM174 97V96H173ZM180 97V98H181ZM186 98L187 97H190L188 94H187V96H185ZM197 97V98H198ZM203 96H201V98H202ZM209 97H210V99H211V96L209 95ZM208 97V98H209ZM217 97H219V96H217ZM28 98V97H27ZM58 98V97H57ZM76 98V97H75ZM96 98H97V96H96ZM180 98H178V99H180ZM184 98V97H183ZM182 98V99H183ZM200 98V99H201ZM30 99V98H29ZM86 99V98H85ZM85 99H83V100H85ZM105 99V98H104ZM174 99V98H173ZM185 99V98H184ZM183 99V100H184ZM199 99V100H200ZM209 99V100H210ZM222 99V98H221ZM232 99H230V100H232ZM25 100V99H24ZM69 100L71 101V103H72V107H71V103H69ZM79 100H81V102L83 101L81 98L79 99ZM97 100V99H96ZM96 100H95V102H96ZM103 100V99H102ZM101 100V101H102ZM106 100V99H105ZM108 100V99H107ZM181 100V99H180ZM179 100V101H180ZM183 100L182 101H180V102H183ZM189 102H191V99L189 98ZM194 100V99H193ZM208 102H209V100L208 99H206ZM214 100H217L216 98H214ZM219 100H220V97H219ZM75 101V100H74ZM86 101V100H85ZM90 101V100H89ZM88 101V102H89ZM98 101V100H97ZM99 101H98V105H99ZM119 101V102H118ZM176 101L178 102V100L176 99ZM176 101H174V102H176ZM186 101V103H188L189 104V102H187V99L185 100ZM185 101L183 102V104L185 103ZM203 101V100H202ZM222 101H223V99H222ZM227 101V100H226ZM79 102V101H78ZM87 102V101H86ZM86 102H83L82 103V106H83V104L85 105V103ZM91 102H92V100H91ZM219 102H221V101H219ZM233 102V101H232ZM6 103V102H5ZM4 103V104H5ZM76 103V102H75ZM90 103V102H89ZM185 103V104H186ZM194 103V102H193ZM192 103V111H193V108H194V111L195 112H193V113H196L198 116H199V109H201V108H203L204 106H203V103H199L200 105H196V103L195 104H193ZM206 103V102H205ZM224 103H225V101H224ZM3 104V105H4ZM27 104V103H26ZM92 104V103H91ZM102 104H103V102H102ZM171 104L173 105V106H171ZM191 104V103H190ZM206 104H208V103H206ZM211 104V103H210ZM233 104V103H232ZM237 104H236V106H237ZM2 105V106H3ZM79 105V104H78ZM80 105H81V103H80ZM79 105V106H80ZM95 104L93 103V106H94ZM111 105V106H110ZM169 105H170V107H169ZM176 105L177 106H179L180 104L178 103H176ZM175 105V106H176ZM203 107H202V106ZM214 105V104H213ZM225 105V104H224ZM228 105H229V103H228ZM227 105V106H228ZM234 105V104H233ZM76 106H77V103H76ZM79 106L78 107H76V108H79ZM80 107V109L79 110H83V109H81V108H83V107ZM92 106V105H91ZM103 106V105H102ZM115 106V107H114ZM119 107H120V105H118ZM176 106V107H177ZM182 105H180V107H181ZM185 106L186 105H183V108H184V111H185ZM190 106L191 105H187L186 106V108L188 107V108H190ZM206 106V105H205ZM211 106H212V104H211ZM230 106V105H229ZM240 106V107H239ZM86 107H87V105H86ZM86 107H84V110L86 109ZM97 107H99V106H97ZM101 107V106H100ZM234 107H235V105H234ZM262 107V106H261ZM3 108V107H2ZM6 108V107H5ZM104 108V107H103ZM121 108V107H120ZM162 108H164V111H163V109ZM182 107H181V109L180 110H182L183 109ZM187 108V109H188ZM221 108V107H220ZM238 108V109H237ZM263 108V107H262ZM261 108V109H262ZM106 109V108H105ZM106 110V111H110V110ZM119 109V110H118ZM165 109L167 110V111H165ZM173 110H171V111H176V112H178L177 110L179 109L178 107H177V109L176 108H172ZM174 109H176V110H174ZM5 110V109H4ZM89 110V109H88ZM180 110H179V112H180ZM189 110H191V109H189ZM226 110H228V109H226ZM246 110V111H247ZM6 111V110H5ZM35 111V112H34ZM75 111V110H74ZM97 111V110H96ZM102 111H103V109H102ZM105 111V112H106ZM112 111H110V112H107V113H109V114H113V112ZM171 111H169V112H171ZM183 111V110H182ZM187 111V110H186ZM1 112V111H0ZM4 112V111H3ZM101 112V111H100ZM126 112V113H127ZM176 112H175V114H176ZM188 113H190V111H187ZM186 112V113H187ZM243 112V111H242ZM255 112V111H254ZM24 113H26V114H24ZM99 113V112H98ZM156 113H159V112H156ZM168 113V112H167ZM167 113L164 115V116H166L167 118L170 116V115H172V113L171 114H169V115H167ZM181 113V112H180ZM185 112L183 113V115L184 114H186ZM187 113V114H188ZM193 113L191 114V115H193ZM258 115H261L262 114V112H261V110L260 111H258ZM24 114V115H23ZM99 114H101V113H99ZM99 114H98V116H99ZM231 114V116H234V115H232ZM97 115V114H96ZM101 115H103V114H101ZM101 115L99 116L100 118H101ZM105 115V114H104ZM176 115H178V114H176ZM183 115H181L180 114V116H183ZM230 115V114H229ZM245 115H247L246 114V112H245ZM77 116V115H76ZM107 116L108 115H106L105 116V119L107 118ZM109 116H111V115H109ZM108 116V117H109ZM120 116H122V115H120ZM126 116H127V114H126ZM173 116V115H172ZM175 116V115H174ZM179 116V115H178ZM179 116V117H180ZM264 116V115H263ZM64 117V118H63ZM96 117V116H95ZM111 117V118H112ZM177 117V116H176ZM196 117V116H195ZM199 117H201V116H199ZM260 117V116H259ZM262 117V116H261ZM260 117V118H261ZM70 118V117H69ZM76 118V117H75ZM75 118L73 119V120H75ZM86 118V121L88 120ZM124 118V119H125ZM175 117H172V119H174ZM178 118V117H177ZM186 118H187V116H186ZM186 118H181V119H183V120H186ZM198 118V117H197ZM196 118V119H197ZM232 118V117H231ZM236 118V117H235ZM239 118V117H238ZM246 118V117H245ZM245 118H244V121H245ZM102 119V118H101ZM108 119V118H107ZM163 119V118H162ZM180 119V118H179ZM179 120V121H182V120ZM189 119V118H188ZM195 119V118H194ZM194 119H193V121H194ZM254 119V118H253ZM7 120H6V122H7ZM67 120H69V119H67ZM91 120V121H90ZM103 120V119H102ZM111 120V119H110ZM165 120V119H164ZM168 120V119H167ZM26 121V122H25ZM56 121L58 122V124H57V126H59L58 128L56 127V129H58V130H55V128L52 126V124H54V122L56 123ZM70 121V120H69ZM68 121V122H69ZM108 121V120H107ZM113 121L115 122V120L113 119ZM131 121V122H132ZM178 121V122H179ZM189 121H190V119H189ZM196 121V120H195ZM197 121H201V119L200 120H198L197 119ZM239 121V120H238ZM41 122H43V121H41ZM40 122V123H41ZM67 122V123H68ZM112 122V121H111ZM133 122L131 123L132 125H133ZM172 122V121H171ZM177 122V121H176ZM176 122H175V120H174V122L173 123H175V126H176ZM178 122H177V124H178ZM192 122V121H191ZM261 122V121H260ZM40 123H39V125H40ZM82 123V124H83ZM85 123H87V122H85ZM127 125H129L130 124V122H125ZM129 123V124H128ZM183 124H184V122H182ZM257 123V122H256ZM1 124H3V123H1ZM42 124V123H41ZM62 124V125H61ZM112 124V125H111ZM126 124H125V126H126ZM168 124H170V122H168ZM167 124V125H168ZM199 124V123H198ZM197 124V125H198ZM231 124V123H230ZM85 125V124H84ZM195 126H197L196 125V122H195V124H194ZM64 126V127H65ZM123 126V125H122ZM124 126V127H125ZM130 126V127H129ZM128 126V128L130 129V128H132L133 129V126L131 127V125H129ZM175 126H174V128H175ZM178 126H180L179 124H178ZM199 126H201L200 124H199ZM235 126V125H234ZM262 126H264V125H262ZM8 127V126H7ZM39 127H40V130H39ZM45 127V126H44ZM67 127L70 129V130H72V131H68L67 130ZM123 127V128H124ZM136 127V126H135ZM172 127V126H171ZM177 127V126H176ZM239 127V126H238ZM245 127H246V124H245ZM255 127H260V126H255ZM146 128V129H147ZM200 127H198V129H199ZM202 128H203V126H202ZM202 128H200V130H202ZM1 129V128H0ZM5 129V128H4ZM132 129H131V131H132ZM136 129V128H135ZM171 129V128H170ZM196 129H197V127H196ZM198 129H197V131H198ZM239 129V128H238ZM256 129V128H255ZM251 130L252 131V134H253V136L251 135V134H249V136L250 137H252L253 138V140L252 141H250L249 140V138H248V140H247V145L250 143V145H256V146H258V145H264L263 143H264V141L263 142H261V141H259V140H262V139H259V137H261L262 136V133H260V135H259V137H258V130L260 131V129L261 128H258V130L256 129V130ZM126 130L128 131V132H126ZM136 130H138V128L136 129ZM135 130V131H136ZM142 130V132H143V129H141ZM149 130V131H150ZM244 130H245V128H244ZM5 131H6V129H5ZM10 131V130H9ZM134 131V130H133ZM132 131V132H133ZM148 131V130H147ZM197 131H195L196 133H197ZM203 132L205 131V129L204 130H202ZM208 131V130H207ZM263 132H264V130H262ZM261 131V132H262ZM136 132H138V131H136ZM140 132V131H139ZM138 132V133H139ZM142 132H140L141 134H143ZM209 132V131H208ZM201 133V132H200ZM206 133V132H205ZM241 133H242V135H243V131H242V129H241ZM240 133V130H239V134H241ZM248 133H250V132H248ZM17 134V135H18ZM235 134H238V133H235ZM264 134V133H263ZM14 135V134H13ZM194 135V134H193ZM201 135V134H200ZM241 135V136H242ZM14 136H16V135H14ZM14 136H11L12 138L14 137ZM202 136V135H201ZM212 136V135H211ZM235 137L237 136V135H234ZM241 136H237V138H235L236 140H237V144L239 145L240 144V146L243 148L244 146L246 147V145H244V141H246V139L245 140H243L244 139V137L242 138ZM244 136H245V133H244ZM2 137V136H1ZM5 137V136H4ZM141 137V136H140ZM145 137V136H144ZM204 137H207L206 136V134H205V136ZM6 138V140L8 139L9 140V138H7V137H5ZM15 138V137H14ZM13 138V139H14ZM156 138V137H155ZM200 138V137H199ZM210 137L208 136V138H205V139H208V141H209V143L211 142V143H213V140H211L210 141V139H209ZM213 138V137H212ZM232 138V137H231ZM230 138V139H231ZM246 138H247V136H246ZM263 138V137H262ZM23 139H21V140H23ZM202 139H203V137H202ZM229 139V138H228ZM5 140V141H6ZM10 140H11V138H10ZM21 140H20V143H21ZM139 139H137V141H138ZM141 140V139H140ZM197 140V139H196ZM232 140V139H231ZM231 140H230V142H231ZM3 141V140H2ZM4 141V142H5ZM17 141V140H16ZM42 141L44 142V143H46L45 141H47V146L43 143V145H42ZM207 141V142H208ZM258 143H257V142ZM3 142V143H4ZM8 141H6V143H7ZM13 142V141H12ZM12 142H10L9 141V143H11V144H13ZM140 142V141H139ZM203 142V141H202ZM206 142V143H207ZM228 142V141H227ZM16 142L14 141V144H15ZM39 143H41V146H44L43 147V150H45L44 148H47L45 151H46V153L43 155L42 154V152H41V149L39 148L40 146L38 145ZM141 143V142H140ZM209 143H207V144H209ZM246 143V142H245ZM257 143V144H256ZM2 144V143H1ZM8 144V143H7ZM6 144V146H10L11 144H8L7 145ZM141 144H143V143H141ZM202 144V143H201ZM226 144V143H225ZM230 143L228 142V145H229ZM22 145V144H21ZM210 145V144H209ZM208 145V146H209ZM216 145V144H215ZM227 145V144H226ZM228 145H227V147H228ZM13 146V145H12ZM217 146V145H216ZM232 146V148H233V150L232 149H230L229 148V150H232V152L235 150V147H236V145L235 144H233V145H231ZM233 146H235V147H233ZM11 147V146H10ZM10 147H9V149H10ZM14 147V146H13ZM13 147H11V149L13 148ZM15 147H17V146H15ZM18 147H20V146H18ZM213 147H215L214 145H213ZM238 147V146H237ZM23 148V147H22ZM27 148V147H26ZM262 148V147H261ZM5 149H8V147H6ZM11 149H10V151H11ZM215 149H216V147H215ZM244 149H246V148H244ZM248 149V148H247ZM249 149H250V146H249ZM13 151H14V148L12 149ZM15 150H17V148L15 149ZM140 150V149H139ZM201 150V149H200ZM239 150V149H238ZM18 151V150H17ZM25 151V150H24ZM23 151V152H24ZM45 151H43V153L45 152ZM120 151H124L123 153V155H120V156H118L117 154H119V152ZM220 151H221V149H220ZM244 151V150H243ZM247 150H245V152H246ZM249 151V150H248ZM247 151V152H248ZM16 152V151H15ZM15 152H14V154H15ZM21 152H22V150H21ZM23 152L22 153H19V151L17 152V153H19V155L21 154H23ZM118 152V153H117ZM1 153V152H0ZM34 153V152H33ZM233 153H235V152H233ZM232 153V154H233ZM248 153H250V152H248ZM13 154V155H14ZM26 154H28V153H26ZM24 155V154H23ZM32 155V154H31ZM235 155V154H234ZM17 156H18V154H17ZM25 156V155H24ZM24 156H23V158H22V160L24 161V159L25 158H27V157H25L24 158ZM33 156H32V158H33ZM231 156V155H230ZM236 156V155H235ZM248 156H249V154H248ZM2 157V156H1ZM1 157H0V159H1ZM244 157V156H243ZM245 157H247V156H245ZM252 157V156H251ZM18 158H19V156H18ZM18 158L16 159V161L18 160ZM31 158V159H32ZM98 158V159H97ZM28 159H29V157H28ZM31 159H29V165H30V160ZM38 159V158H37ZM114 159V158H113ZM120 159V160H119ZM4 160V159H3ZM39 160V159H38ZM132 160V159H131ZM1 161V160H0ZM20 161V160H19ZM22 161V162H23ZM26 161V160H25ZM24 161V162H25ZM26 161V162H27ZM102 161L104 162L103 164H102ZM263 161V160H262ZM1 162H5V160L4 161H1ZM9 162V161H8ZM21 162V161H20ZM21 162V163H22ZM41 162H43L42 160H41ZM63 162H62V165H64L63 164ZM13 163V162H12ZM15 163H17V162H15ZM32 164H33V162H31ZM35 163V162H34ZM68 163V162H67ZM69 163H70V161H69ZM68 163V164H69ZM6 164V163H5ZM4 163H3V165H5ZM23 164V163H22ZM31 164V165H32ZM36 164H38V162L36 163ZM61 164V163H60ZM71 164V163H70ZM126 164V163H125ZM2 164H1V166H3ZM8 165V164H7ZM20 165V164H19ZM18 164H17V166H19ZM26 165H28V164H26ZM25 164H24V166H26ZM30 165V166H31ZM33 165H35V164H33ZM33 165H32V167H33ZM66 166H67V164H65ZM121 165V164H120ZM6 166V165H5ZM15 166V165H14ZM14 166H11L12 168H14ZM17 166H15V167H17ZM23 166V165H22ZM21 166V167H22ZM61 166V165H60ZM10 167V168H11ZM27 167V166H26ZM49 167H48V169H49ZM54 167V166H53ZM64 167V166H63ZM70 167H72V165H69V168ZM99 167V168H98ZM1 168L2 167H0V175L2 174V172L1 171H3V169L1 170ZM6 168H8V166H6ZM18 168V167H17ZM16 168V169H17ZM33 168H35V166L33 167ZM32 168V170H34ZM39 167L37 166V169H38ZM42 168V167H41ZM44 168H45V166H44ZM56 168V167H55ZM56 168V169H57ZM65 168V167H64ZM64 168H63V171H64ZM105 168V167H104ZM20 169H22V168H20ZM20 169H17L18 171H21ZM29 169H30V167H28L27 168V170L29 171ZM51 169V168H50ZM71 169V168H70ZM107 169V168H106ZM26 170V169H25ZM25 170L23 169V171L25 172ZM26 170V171H27ZM40 170V169H39ZM38 170V171H39ZM73 170V171H74ZM16 171V170H15ZM23 171H22V173H23ZM42 171V170H41ZM43 171H45V170H43ZM50 171V170H49ZM58 171V170H57ZM4 172V171H3ZM8 172V171H7ZM17 172V171H16ZM34 173H35V171H33ZM40 172V171H39ZM51 172V171H50ZM68 172H70V171H68ZM67 172V173H68ZM101 172V171H100ZM104 172V171H103ZM21 173V172H20ZM21 173V174H22ZM33 173V174H34ZM5 174V173H4ZM27 174H28V172H27ZM38 173H35L34 175H35V177H39L40 175H37ZM60 174V173H59ZM65 173H63V175H64ZM111 174V173H110ZM16 175H18V174H16ZM23 175H26V174H23ZM41 175L43 176L44 174H42L41 173ZM62 175V174H61ZM67 175V177L64 179V180H57L56 182V184H57V189L55 190L56 192H55V195L57 196V194L59 195V193L61 192V190H62V186H60V185H62L65 181H66V179H67V181H70V178L72 177H74V176H71V172H70V174H66ZM4 176V175H3ZM21 176V175H20ZM30 177L29 178H31V177H34V176H31V175H29ZM51 176V175H50ZM78 176V177H77ZM11 176H9V178H10ZM22 177V176H21ZM24 177V176H23ZM28 177V176H27ZM26 177V178H27ZM37 177V178H38ZM84 177H87V178H84ZM1 178H2V175H1ZM4 178V181H6V179L8 178V177H3ZM2 178V179H3ZM11 178H13V176L11 177ZM10 178V180H12V182H10V184H15L14 182H13V179H15V180H17L16 179V176H14V178L13 179H11ZM17 178H18V176H17ZM40 178V177H39ZM71 178V179H72ZM116 178V177H115ZM32 179V178H31ZM44 179V178H43ZM27 180H28V178H27ZM41 180H42V177H41ZM41 180H38L39 182L41 181ZM47 180V179H46ZM45 179H44V181H46ZM88 180V179H87ZM19 181V180H18ZM17 181V182H18ZM52 181V180H51ZM78 181H80L79 179H78ZM78 181H77V183H78ZM94 181H96V180H94ZM7 182H9V181H7ZM42 182V181H41ZM74 182V181H73ZM80 182H82V180L80 181ZM23 183V182H22ZM38 183V182H37ZM48 183H50V182H48ZM52 183V182H51ZM87 183V182H86ZM88 183H89V180H88ZM92 183V182H91ZM100 183V182H99ZM4 184H6V183H4ZM9 184V185H10ZM21 183L19 182V185H20ZM42 184H44V182L42 183ZM47 184V183H46ZM103 184V183H102ZM1 185V184H0ZM8 185V186H9ZM17 185H18V183H17ZM23 185H25L26 186V184H22V186L21 187H23ZM28 185V184H27ZM67 185V184H66ZM89 185V184H88ZM92 185V184H91ZM6 186V185H5ZM5 186H2V188L4 187V189H5ZM13 186H15V185H13ZM24 186V187H25ZM34 186V185H33ZM45 186V184L43 185V187ZM1 187V186H0ZM28 187H29V185H28ZM46 187V186H45ZM13 188H15V187H13ZM31 188V187H30ZM81 188V187H80ZM1 189V188H0ZM8 188H6V190H7ZM10 189V188H9ZM20 189V188H19ZM18 189V190H19ZM25 189H27V187H25ZM53 189H55L54 188V186H53ZM61 189V190H60ZM74 189V188H73ZM5 190V191H6ZM12 190V189H11ZM16 190V189H15ZM15 190H13V191H15ZM28 190V189H27ZM32 190V189H31ZM33 190H34V188H33ZM4 191V192H5ZM43 191V190H42ZM1 192V191H0ZM12 191H10V193H11ZM29 192H30V190H29ZM33 192V191H32ZM35 192V191H34ZM2 193V192H1ZM9 193V194H10ZM57 193V194H56ZM9 194H8V196H9ZM12 194H13V192L11 193V196H12ZM17 194V193H16ZM25 194V193H24ZM22 195L21 197H20V200H19V203H17L18 204V208L15 210V209H13L14 207H12L10 204H8L7 205V203H4L3 201H0V262L1 261H6V259H14L13 257L15 256V258H16V255L17 256H20L21 255V253H22V247H24V245L26 244V241H27V237L25 236V237H23V234L21 233L23 230H24V228L26 229V226L28 225V223L30 222V218H31V216L34 214V211H35V209H29L27 206L29 205V204H35V207L36 206H38V205H40V202L41 201H43L42 200V198H43V194H42V192L40 193V192H38V191H36L34 194V197H36V199L37 200H34L33 201V198H30V197H32V195L31 196H26V195ZM62 194V193H61ZM7 195V194H6ZM14 195V194H13ZM28 195V194H27ZM8 196L6 197V199L8 198ZM11 196H9V197H11ZM19 196V195H18ZM48 196V195H47ZM3 197H5V196H3ZM50 198V197H49ZM66 198V197H65ZM64 198V199H65ZM12 200V199H11ZM10 200V201H11ZM17 201V200H16ZM66 201H67V198H66ZM12 202V201H11ZM8 203H9V201H8ZM13 203V202H12ZM70 204V203H69ZM13 206H15V205H13ZM32 206V205H31ZM69 206V205H68ZM33 207V206H32ZM13 210H12V209ZM16 208V207H15ZM36 213V212H35ZM34 215H36V214H34ZM34 218V217H33ZM21 222V223H20ZM31 224V223H30ZM28 228V227H27ZM32 228H33V226H32ZM34 229V228H33ZM31 230V229H30ZM32 234V233H31ZM21 252V253H20ZM6 258V259H5ZM22 258V257H21ZM10 260V261H14V260ZM18 261V260H17ZM264 261V259L262 260V262ZM8 262V261H7ZM17 263V262H16ZM15 263V264H16Z\"/></svg>","mask_w":264,"mask_h":264}]
</instances>
